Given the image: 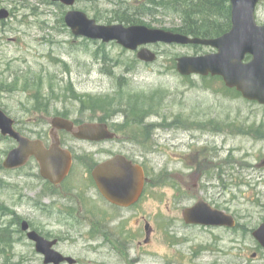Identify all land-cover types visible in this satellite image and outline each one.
Here are the masks:
<instances>
[{"label": "rangeland", "instance_id": "374dc122", "mask_svg": "<svg viewBox=\"0 0 264 264\" xmlns=\"http://www.w3.org/2000/svg\"><path fill=\"white\" fill-rule=\"evenodd\" d=\"M117 2L78 0L68 7L52 0H0V8L11 12L0 20V108L32 135L50 130L52 118L62 114L77 122L105 119L117 129L127 122L129 133L118 129L114 141L65 135L66 143L87 160L130 155L146 163L151 177L142 202L116 212L106 242L91 224L66 225L56 211L64 202L60 186L41 176L36 159L21 170H1L0 264H44L20 230L24 219L46 235L91 237H75L65 249L81 264H264V249L252 234L264 222V105L243 98L220 77L178 73L177 57L215 52L211 46L151 44L158 59L146 63L116 41L78 37L66 25L69 9L99 24L133 25L119 20ZM179 16L159 13L142 20L170 30L180 26ZM257 20L264 24V0ZM91 98L106 102L104 111L92 108ZM134 102L148 112L139 124L127 117ZM14 146L0 133V164ZM89 183L78 168L64 187ZM198 196L218 200L237 216V227L206 231L187 224L183 210ZM52 202L55 208L48 207ZM145 216L153 229L148 243Z\"/></svg>", "mask_w": 264, "mask_h": 264}, {"label": "water", "instance_id": "95a60500", "mask_svg": "<svg viewBox=\"0 0 264 264\" xmlns=\"http://www.w3.org/2000/svg\"><path fill=\"white\" fill-rule=\"evenodd\" d=\"M52 1L71 7L77 0ZM260 1L230 0L231 29L214 38L191 36L141 24L103 25L77 9H69L66 12L65 22L75 36L106 43L116 41L126 49L137 51V57L147 63L158 59V54L148 47L151 44L211 46L215 52L177 57V71L181 75L221 76L228 87L236 88L245 99L264 105V24L257 21L256 14ZM9 16L10 11L7 8H0V20ZM247 55L251 56L248 61L245 60ZM14 125L15 119L0 108L1 133L18 142V145L7 154L3 166L7 169L21 167L34 156L40 164L41 175L53 184H60L71 170L72 152L61 146L58 137L46 147L42 140L24 136ZM52 125L57 129L74 131V136L84 140L101 141L112 139L116 135L109 129L107 123L86 122L75 128L72 120L55 116L52 118ZM93 176L103 195L111 202L124 207L131 206L140 198L146 181L143 167L120 153L97 166L93 170ZM183 217L188 224L229 227L236 225L233 215L212 208L203 199H199L193 206L186 207L183 210ZM22 227L28 230V222L23 221ZM252 234L264 249V222ZM28 236L35 241L37 252L43 254L45 264H60L65 260L75 262L73 257L64 256L53 248L55 241L45 238L37 231H28Z\"/></svg>", "mask_w": 264, "mask_h": 264}, {"label": "flooded vegetation", "instance_id": "af4514ba", "mask_svg": "<svg viewBox=\"0 0 264 264\" xmlns=\"http://www.w3.org/2000/svg\"><path fill=\"white\" fill-rule=\"evenodd\" d=\"M63 117H67V116H63ZM69 119H71V118H69ZM71 120H73V119H71ZM73 121H74L75 127H78L82 123H84V122H77L76 120H73ZM108 125H109V129L116 133V135L113 139L103 140V141H90V142L103 143V142H109V141L116 140L118 138V136H120V132L118 131V129L120 131H121V129L120 128L117 129L115 126L116 124L108 123ZM14 126L24 136L29 137L31 139L42 140L47 147H49L55 141V138L58 137V139L60 140L61 146L69 149L72 152L73 162H72L71 170H70L69 174L67 175V177L63 180V182L58 185V186H60L59 189H61V192H59L58 194L62 195V197H63L62 201H64V202L60 203V205L58 204L57 206L55 205L56 202H52L54 204L51 203L48 206V207H54V208H55V206L57 207L56 211L60 212L61 216L65 218L66 225L72 226V225H78V224L84 223V222L88 223L89 225L91 224L97 228V233H100L101 235H103L106 242H107L108 236L110 234V231L108 230L107 227H109L108 226L109 223L114 221V219L116 218V216H117L116 212L119 210L124 211V210H128L131 208H135L136 206H138L142 202L143 198L146 196L147 187H148V184L151 182V177H150V173H149V167L146 166V163L144 161L139 162L138 160L132 158L130 155L125 154L134 163H139L143 167L145 177H146V181H145L144 190H143L140 198L131 206L124 207L121 205H117V204L111 202L109 199H107L103 195V193L101 192V190L97 184V181L93 176V170L97 166H99L100 164H102L105 161L113 158L116 155L115 152H113L111 154L108 153L107 155L103 156L102 158L96 157L94 159H88L87 160V159H85L86 157L84 158L82 156H78L75 153V150L72 149V147H70L66 143L65 135H67V136L72 135L74 139H77L76 136H74V131H68L66 129L54 128L52 125V122H51L50 130L47 131V130L43 129L42 132L38 133V135H32V133L28 130L30 128H28L26 126H24V127L21 126L19 121L15 120ZM218 129H220V127L218 128V126H215V130L219 131ZM74 130H75V128H74ZM35 136H37L38 138H35ZM4 137L10 138V139L14 140V142H15V146L12 147L9 151H11L13 148H15L18 145L17 140L11 138L10 136H4ZM50 137H52L53 142L48 144L47 143L48 141H46V140H48ZM83 141H89V140H83ZM9 151H8V153H9ZM213 154L216 155L214 152H213ZM211 155H212V152L210 153V156ZM31 159H33V157H31L25 165L18 167V168H15V169H11V170H19V169L21 170L22 168L27 166V164L29 163V161ZM211 165H213V163ZM214 167H217V168L219 167L221 169L220 164H214ZM78 168H79V172L83 174V177L86 176L88 178V180L90 182L89 184H91V185L86 186V187H83V186L64 187L65 182L68 181V179L72 176L73 172ZM3 169H5V167L3 166V162H2V164H0V172ZM5 170H7V169H5ZM200 174L201 173H196V175H200ZM196 177H198V176H196ZM210 177H211V175L209 176V178ZM218 178H219V180L221 179L220 174L218 175ZM179 179L181 181V184L186 185V182L184 181L183 176L180 177ZM177 181H179V180L177 179ZM55 186H57V185H55ZM175 187L178 188V186H175ZM194 187L197 188L198 184L195 183ZM213 187H217V185H215ZM56 188H58V187H56ZM90 190L93 191L92 194L89 193ZM199 199H203L205 201V203H207L209 206H211L212 208H214L216 210H221V211H224L226 213L232 214L235 217L236 225L234 227H229L226 225H203V224H194V223H189V225H191L193 227L200 228V230H206V231H208V230L209 231H214V230L226 231L228 229L233 230L237 227V225H238L237 216L234 213L229 212L226 208L221 207L219 205L220 202L218 200L212 199L211 197L205 198L202 196H198V200ZM52 209L53 208L49 209V211L51 212L50 213L51 216H52V211H53ZM145 220L147 222L145 225V231H146L145 243H148V241L150 240V234L152 233L153 229L151 228L150 223L147 221L146 216H145ZM23 221L28 222V224H29L28 230L23 229V227H22ZM20 223H21L20 230L30 240V243L35 247V249H36L35 241L31 240L28 236V231H31V230H35L39 234L44 236L45 238H47L51 241H55V243L53 245V248L55 250L59 251L64 256H70V257H73L75 259L74 263H70L68 260H65V261L61 262L60 264H81V260L75 256L74 252H69L65 249L70 247V244L75 242L73 240V238H75V237H81V238L87 237L89 239L91 237L85 236V235L84 236H73V235L52 236L51 234L46 235V234L41 233L39 230H36V228H34L33 225L28 220H25V219L21 220ZM98 229H101V231H98ZM36 251H37V249H36ZM37 253L43 258V261H44L43 254H41L39 252H37ZM49 264H55V263H49Z\"/></svg>", "mask_w": 264, "mask_h": 264}, {"label": "trees", "instance_id": "16d2710c", "mask_svg": "<svg viewBox=\"0 0 264 264\" xmlns=\"http://www.w3.org/2000/svg\"><path fill=\"white\" fill-rule=\"evenodd\" d=\"M117 4L119 10L122 11L119 14V20L129 24H145L142 20L145 16L173 13L180 15L181 23L180 26L170 28V30L191 36L214 38L222 35L231 27L229 0H118ZM91 101L92 108L98 107L97 109L104 111L102 108L106 102L95 98H91ZM139 106L138 102H134L131 104L130 113L129 111L127 113V117L134 124L141 123L148 113L146 110L144 112L139 109ZM62 115L65 116V114ZM126 124L121 127V130L129 133Z\"/></svg>", "mask_w": 264, "mask_h": 264}, {"label": "bare ground", "instance_id": "6f19581e", "mask_svg": "<svg viewBox=\"0 0 264 264\" xmlns=\"http://www.w3.org/2000/svg\"><path fill=\"white\" fill-rule=\"evenodd\" d=\"M110 107V106H109ZM115 108V107H114ZM110 109V108H109ZM113 109V108H112ZM114 110V109H113ZM8 153V152H7Z\"/></svg>", "mask_w": 264, "mask_h": 264}]
</instances>
